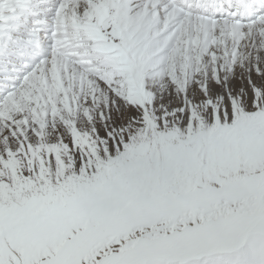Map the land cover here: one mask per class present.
<instances>
[{
    "label": "snow or ice",
    "instance_id": "6c2138e0",
    "mask_svg": "<svg viewBox=\"0 0 264 264\" xmlns=\"http://www.w3.org/2000/svg\"><path fill=\"white\" fill-rule=\"evenodd\" d=\"M0 264H264V0H0Z\"/></svg>",
    "mask_w": 264,
    "mask_h": 264
}]
</instances>
